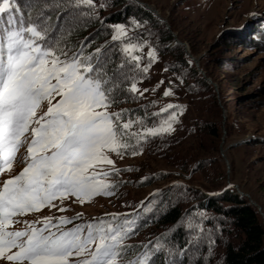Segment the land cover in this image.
I'll return each mask as SVG.
<instances>
[{
	"label": "rangeland",
	"instance_id": "1",
	"mask_svg": "<svg viewBox=\"0 0 264 264\" xmlns=\"http://www.w3.org/2000/svg\"><path fill=\"white\" fill-rule=\"evenodd\" d=\"M141 1L157 9L167 19V23L159 20L156 14L153 20L143 16L140 8L144 7L135 0H126L125 3L119 0H95L94 9L86 5L71 6L70 0H29L36 5L31 17L33 21L43 14L49 39L59 41L60 47L70 50L69 55L79 51L82 44L91 45L86 42L90 38L95 42L90 50H87L88 46L85 48L84 55L102 48L109 58L105 68L117 70L121 63H125L127 68L126 58L121 52L122 41L112 39V26L117 24L125 25L131 42L143 44V48L134 53L143 58L142 66L148 63V53L155 49V62L146 78L138 84L141 92L144 89L148 91L143 92V96L139 93L133 96L127 92L129 102L120 99V103L109 107L112 112L127 110L122 122L133 121L129 132L142 133L146 128L158 127L170 119L173 111L177 118L172 124L173 131L155 136L157 139L149 136L144 140L140 154H124L121 157L109 153L116 168L131 169L105 178L118 185L114 195H98L83 204L76 197H69L62 203L57 200L54 202L57 205L55 208L45 207L18 219L37 221L40 223L36 226L42 227L43 217L71 218L77 213L82 214V219L63 226L67 229L105 214L134 213L150 197L165 188H172L174 202H180L185 210H190L202 198L198 190H211L222 184L235 190L231 184L238 185L242 191L250 194L264 212V0ZM118 13L119 20L108 19ZM80 29H85V33L73 34ZM169 30L178 39L187 42L190 50L193 46L196 57L202 56L201 67L207 68L212 75L219 87L218 91L214 86L207 90L200 84L199 75L191 70L195 68L193 61H176L180 52L166 48V43L160 40ZM124 83L129 86L128 82ZM122 85L120 83L113 91ZM169 86L172 94L165 96L164 92ZM212 94L215 95L218 112L214 109ZM169 104L182 105L183 108L163 111ZM145 115L152 116L153 123H149ZM208 122L220 126L221 136L213 144V150L197 153L195 147L199 137L195 132L187 135L186 129L200 127ZM170 133L178 135L179 143L176 140L173 143L164 140ZM128 142L135 144L136 138L130 137ZM191 154L193 157L189 159ZM182 155H187L188 160V164L183 167ZM198 165L201 168L196 170ZM23 166L18 154L13 174L18 173ZM102 167L107 171L113 166ZM149 177L153 183L145 185V178ZM6 178L7 175L0 176V181ZM60 207L67 210L61 212ZM184 217L182 226L189 233V237L184 240H187L186 248L192 257L190 264H213L224 253L226 244L238 240V233L230 222L212 210L194 209ZM24 227L23 223H16L10 230H22ZM166 230L153 225L128 242L133 245L153 243L157 235ZM162 249L172 251L171 247L165 245ZM172 257L168 258L167 264L178 263V259ZM124 262L121 260V264Z\"/></svg>",
	"mask_w": 264,
	"mask_h": 264
},
{
	"label": "snow or ice",
	"instance_id": "2",
	"mask_svg": "<svg viewBox=\"0 0 264 264\" xmlns=\"http://www.w3.org/2000/svg\"><path fill=\"white\" fill-rule=\"evenodd\" d=\"M70 5L96 7L95 0H70ZM45 19L41 14L33 21L18 0H0V176L7 175L0 181V264H121L128 247L124 241L136 231L132 214H105L67 229L63 226L82 214L43 217L42 227L18 217L55 208V201L69 197L83 204L114 195L118 185L105 178L131 169L116 168L109 153L140 154L149 136L174 130L177 114L173 111L158 127L129 132L133 121L122 122L127 110L109 111L112 92L128 82V93L143 96L148 89L141 92L138 84L155 62V49L142 66L143 58L134 53L143 44L130 41L125 25L112 26V39L122 41L128 67L121 63L108 77L109 58L102 48L84 55L88 45L82 44L69 55L59 41L49 39ZM171 94L169 86L164 95ZM182 108L169 104L163 111ZM18 154L24 166L13 174ZM103 165L113 167L104 171ZM16 223L25 227L10 230ZM163 247L159 241L141 245L144 251L124 264H151Z\"/></svg>",
	"mask_w": 264,
	"mask_h": 264
},
{
	"label": "trees",
	"instance_id": "3",
	"mask_svg": "<svg viewBox=\"0 0 264 264\" xmlns=\"http://www.w3.org/2000/svg\"><path fill=\"white\" fill-rule=\"evenodd\" d=\"M119 1L125 3L126 0ZM18 2L20 3L22 10L25 11L26 16L30 15L32 17L34 15L36 5L30 3L29 0H18ZM29 5L31 6L29 7ZM140 11L143 16H148L152 20L155 19V16H157L145 7L140 8ZM114 16L115 17H110L108 19L111 21L120 19V17H117L120 16L119 13ZM158 19L161 20L159 17ZM76 32L84 34L85 29L74 31L73 34ZM257 34L259 33L257 32ZM160 40H162L163 43H166V48H169L172 51L178 50L180 52V54L176 56V61L178 63H189V61H193L185 52L183 46L175 42L174 35L170 30L166 31L164 35L161 36ZM86 42H90L91 45H89L87 49L90 50L95 41H91L90 38H88ZM191 52L196 55V51L193 46H191ZM106 65L108 66V64ZM202 68L205 70L207 76L213 78L207 68H204V66H202ZM191 70L194 74L199 75L198 81L201 85H203L207 90L212 89L213 85L202 76L196 66L195 68H191ZM104 71L107 73L108 77H111L113 76V73L116 72V68L106 67ZM127 85V83H123L120 88L112 92L115 101L112 104L120 103V99H126L125 101L129 102L126 98L128 95L126 91ZM211 97L214 101V109L218 112L216 100L214 99L215 95L212 94ZM146 117L147 121L151 123L152 116L148 115ZM208 123H204V125L201 124L200 127L191 126L186 129L187 135H191L192 133L194 134L195 132V134L199 137L197 146L195 147L197 153H207L210 150H213L215 148V145L213 144H215L216 140L221 136L220 126H215V123L213 124V122ZM201 126L204 127V129L202 128L204 133L201 130ZM157 137H155V139H157ZM164 140L172 143L176 140L179 143L180 139L177 134L170 133L166 135ZM190 149L193 151L194 148L191 146ZM186 157L187 155H182V167L183 165L188 164ZM192 157V154L191 157L188 156L189 159H192ZM198 164H200V162ZM200 168L201 166L198 165L195 169L197 170ZM152 183L153 179L151 177L145 180V185H150ZM117 189L118 186L115 191ZM171 191L172 188H165L161 190L158 194L150 197L147 202L143 203L137 211L131 213L132 215L129 218L136 221V231L135 234L131 235L124 241V244L128 247L125 250V255L121 259L122 261L126 262L128 260H134L141 252L144 251L140 244L135 243L133 245L128 241L135 237L139 232L156 225L161 229L167 230L159 233L152 244L154 245L157 241H159L166 247H171L172 251L161 249L160 252L155 253L152 256L151 264H167L168 258L172 256L173 259H178L177 264H190L192 257L189 256L190 254L188 253V248H186L187 240H184V238L187 239L189 237V233L185 231L187 228L184 230L182 220L185 219L184 215H186V213L196 209L214 211L218 215L227 219V221L230 222L232 227L235 229V232L238 233L236 236L238 239L237 242H229L226 244L224 253L219 257V260L215 261L213 264H264V218L258 208L250 203L247 197L241 196L230 186L222 184V186L211 190L206 188L205 191L198 190L202 198L196 202L197 204L192 206V209L185 210L180 202H174ZM195 261H198V259Z\"/></svg>",
	"mask_w": 264,
	"mask_h": 264
},
{
	"label": "water",
	"instance_id": "4",
	"mask_svg": "<svg viewBox=\"0 0 264 264\" xmlns=\"http://www.w3.org/2000/svg\"><path fill=\"white\" fill-rule=\"evenodd\" d=\"M136 1H137L138 3H140V4H141V3H142V4H145V5L147 6V9H148L149 11L156 13V15H158V17H159L162 21H164V22L167 23V19H165L164 17H162V16L159 14V12L157 11V9H153L148 3L144 2V1H141V0H136ZM167 27H169V24H167ZM170 31H171V30H170ZM171 33L174 35L175 42H176V43H179V44H182V45L184 46V50H185V52H186V53L190 56V58L194 61V64H195L196 68H197L198 71L202 74V76H203L208 82H210V83L215 87V89L218 91L219 87H218L217 83L214 82L213 79H212L211 77L207 76L205 70L201 67V57H202V56H200V57H196V56L191 52V50H190V46H189V44H188L187 42H183V41H181L180 39H178L177 36H176V34H175L173 31H171ZM223 156H225V155L223 154ZM226 161L228 162V160H226ZM229 184H231V183H229ZM231 185L234 186V187L236 188L238 194H240L241 196H245V197H247L248 200H249V202L252 203L253 205H255V206L258 208V210L260 211V213L263 215V218H264V212L262 211V207H261L256 201H254V200L251 198L250 194H248V193L242 191V190L239 188V186L236 185V184H235V185L231 184Z\"/></svg>",
	"mask_w": 264,
	"mask_h": 264
},
{
	"label": "bare ground",
	"instance_id": "5",
	"mask_svg": "<svg viewBox=\"0 0 264 264\" xmlns=\"http://www.w3.org/2000/svg\"><path fill=\"white\" fill-rule=\"evenodd\" d=\"M141 5H143L145 8H147V6L145 5V4H142L141 3ZM152 7V6H151ZM153 9H155L154 7H152ZM159 12V11H158ZM154 13V12H153ZM154 14H156V13H154ZM159 14H160V12H159ZM158 16V15H157Z\"/></svg>",
	"mask_w": 264,
	"mask_h": 264
}]
</instances>
